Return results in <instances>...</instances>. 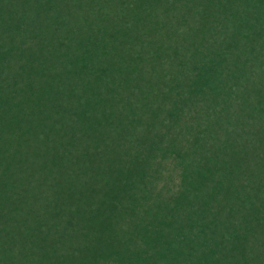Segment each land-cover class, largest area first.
Segmentation results:
<instances>
[{
	"label": "trees",
	"instance_id": "1",
	"mask_svg": "<svg viewBox=\"0 0 264 264\" xmlns=\"http://www.w3.org/2000/svg\"><path fill=\"white\" fill-rule=\"evenodd\" d=\"M0 264H264V0H0Z\"/></svg>",
	"mask_w": 264,
	"mask_h": 264
}]
</instances>
